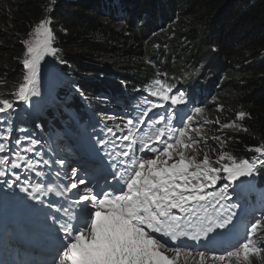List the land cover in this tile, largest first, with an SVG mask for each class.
I'll return each mask as SVG.
<instances>
[{
  "label": "snow or ice",
  "instance_id": "1",
  "mask_svg": "<svg viewBox=\"0 0 264 264\" xmlns=\"http://www.w3.org/2000/svg\"><path fill=\"white\" fill-rule=\"evenodd\" d=\"M56 3L48 0L43 18L20 39L21 79L10 98L0 93V192H11L44 226L43 257L30 264H264V196L242 215L236 195L242 178L264 168V140L249 147L256 155L248 159L226 151L232 137L222 135L247 132L239 122L249 113L209 119L207 107L177 87L182 77L157 70L119 115L105 110L109 97H96L102 110L84 125L76 159L57 149L51 133L44 139L38 120L40 135L33 130L34 113L17 114L41 97L49 59L68 64L57 46V29H68L53 27ZM71 88L89 100L78 83ZM212 126L220 134L208 135Z\"/></svg>",
  "mask_w": 264,
  "mask_h": 264
},
{
  "label": "trees",
  "instance_id": "2",
  "mask_svg": "<svg viewBox=\"0 0 264 264\" xmlns=\"http://www.w3.org/2000/svg\"><path fill=\"white\" fill-rule=\"evenodd\" d=\"M47 3L0 0V78L6 81L0 93L6 98L22 76L19 41L43 18ZM52 16L54 28L68 29H57V46L68 61L58 67L59 80L69 87L78 83L89 97L87 105L96 106V97L114 90L132 93L123 99L136 103V89L157 70L182 77L177 87L189 92V83L199 80L209 119L219 116L223 123L235 119L237 111L250 114L239 122L247 132L223 130L224 139L232 137L225 150L248 159L256 154L248 149L264 140V0H57ZM65 88L54 84L48 103L56 100L61 106L55 111L72 114L85 101ZM217 104L222 112L217 113ZM50 109L43 118L51 117ZM216 127L207 134H220ZM211 144L219 147L218 141ZM258 175L264 176V168Z\"/></svg>",
  "mask_w": 264,
  "mask_h": 264
},
{
  "label": "rangeland",
  "instance_id": "3",
  "mask_svg": "<svg viewBox=\"0 0 264 264\" xmlns=\"http://www.w3.org/2000/svg\"><path fill=\"white\" fill-rule=\"evenodd\" d=\"M57 67H58V64H55V62L54 61H51V59H49V66H48V69L46 70V72H45V74H44V76H43V79H42V82H41V90H42V88L43 89H47L48 88V85H47V79L49 80L50 79V77H52V76H54L55 74H56V72H57ZM48 93V91H46L45 92V94H47ZM34 98V97H33ZM32 98V99H33ZM23 108V105L21 104L20 105V109H22ZM28 111H29V109H27ZM19 112H20V110H19ZM33 130L34 131H37L35 128H33ZM39 132L37 131V134H38ZM248 178H242V181H245V180H247ZM245 185H247V183L245 184Z\"/></svg>",
  "mask_w": 264,
  "mask_h": 264
},
{
  "label": "bare ground",
  "instance_id": "4",
  "mask_svg": "<svg viewBox=\"0 0 264 264\" xmlns=\"http://www.w3.org/2000/svg\"><path fill=\"white\" fill-rule=\"evenodd\" d=\"M64 137H66V136H64ZM62 138V139H60V141H59V145H61L62 143H63V141L65 140V138ZM81 147V146H80ZM258 192L261 194V195H264V187H262L260 190H258ZM258 202V201H257ZM251 213V212H250ZM191 244V243H190ZM5 247V245H3V248ZM18 264H21V262H19Z\"/></svg>",
  "mask_w": 264,
  "mask_h": 264
}]
</instances>
